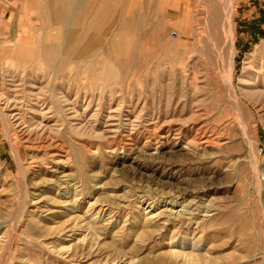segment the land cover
<instances>
[{"label": "rangeland", "instance_id": "1", "mask_svg": "<svg viewBox=\"0 0 264 264\" xmlns=\"http://www.w3.org/2000/svg\"><path fill=\"white\" fill-rule=\"evenodd\" d=\"M217 1L0 0V264H264V0L230 16L247 110ZM174 194L210 212L149 219Z\"/></svg>", "mask_w": 264, "mask_h": 264}, {"label": "bare ground", "instance_id": "2", "mask_svg": "<svg viewBox=\"0 0 264 264\" xmlns=\"http://www.w3.org/2000/svg\"><path fill=\"white\" fill-rule=\"evenodd\" d=\"M209 2V1H208ZM219 4L217 5V12L215 13L216 15V24L218 26V31L222 32V38L225 39V43H223V45L221 44V48H220V51L222 53V51L226 50V53H229V60H228V64H227V68H228V71H227V79H228V82H229V95H230V99H231V104L233 105V108L237 109V110H240L241 108H246V110L248 109L247 105H245L243 102H242V99L238 96L236 90L234 89L233 87V84H232V80H233V72H234V68H233V65H234V60L233 58L235 57V50H234V46H233V37H232V24L230 22V16L232 15V9L234 7V0H227L226 2H224V7L226 8V20L225 21H222V19L220 18L221 17V13H219V11L221 10L220 8V2L219 0L217 1ZM217 4V3H216ZM211 6V5H210ZM197 12V11H196ZM223 12V11H221ZM207 13V12H206ZM219 14V15H218ZM197 15V14H196ZM223 15V14H222ZM190 17V16H189ZM209 17V16H208ZM224 18V16H223ZM207 19V18H206ZM200 20V19H199ZM206 21V20H205ZM221 34V33H219ZM217 37V36H216ZM217 39V38H216ZM223 39V40H224ZM219 41V40H218ZM222 41V39H221ZM221 41H219L221 43ZM218 42V43H219ZM226 44V45H224ZM231 56V57H230ZM228 59V58H227ZM227 59H226V63H227ZM224 62V63H225ZM252 67V66H251ZM254 73V72H253ZM198 75V74H197ZM258 74H252V76L250 75L249 78H246L247 80L245 81H242L244 82L242 86V88H240V93L242 94V97L244 99H246L248 101V103H250L253 108L257 109V110H263V106H264V94L261 92H259V90L257 91V88L258 86H256V82L258 81ZM244 76H242L240 78V80L243 79ZM263 78V77H262ZM3 85V84H2ZM1 85V86H2ZM10 86V85H9ZM13 87V86H12ZM228 95V96H229ZM62 97V96H61ZM29 99V98H28ZM3 102V103H2ZM65 105L63 108H65V113L66 115H74L75 112H74V106L73 104H75L74 102H70L68 100H64L63 102ZM194 103V102H193ZM0 105H2L3 107L1 108L0 106V112H2L5 108L7 109H12V105L13 102L10 101V100H4L3 97L0 95ZM5 107V108H4ZM195 107V106H194ZM192 106V109L194 108ZM18 110V109H17ZM242 110V109H241ZM264 111V110H263ZM77 112V111H76ZM192 114L195 115L197 113V110L196 108H194L192 110ZM17 113V112H16ZM13 114V113H12ZM46 114V113H45ZM64 114V113H63ZM76 115V114H75ZM14 116V114H13ZM19 116V114H18ZM17 116V117H18ZM240 116V115H239ZM11 117V115H10ZM78 117V116H77ZM12 118V117H11ZM14 118V117H13ZM65 118V117H64ZM110 118V117H109ZM67 119V118H66ZM76 119V118H75ZM18 121V120H17ZM67 121V120H66ZM19 122V121H18ZM139 122V121H138ZM133 123V122H132ZM79 125V124H77ZM46 126V125H45ZM76 126V125H75ZM38 128V127H37ZM27 132V131H26ZM212 141V140H211ZM211 141H210V138L208 136V132L205 128L203 127H199L198 129L195 130V133H194V137L193 139L190 141V144H195L200 150L204 151L210 144H211ZM157 146V145H156ZM156 148V147H155ZM158 151V150H157ZM179 151V150H177ZM176 151V152H177ZM66 159V158H65ZM257 160V159H256ZM58 161V160H57ZM60 161V160H59ZM58 161V162H59ZM257 162V161H256ZM256 165V164H255ZM256 169V167H255ZM259 169V168H258ZM257 170V169H256ZM256 172V171H255ZM257 173V172H256ZM262 173V172H261ZM259 175V173H257ZM261 178V176H259ZM257 183V182H256ZM259 183V182H258ZM166 185V184H164ZM166 187V186H165ZM162 190V189H161ZM171 192V191H170ZM161 194H162V191H161ZM176 194H174L173 196H169L170 198V201L167 203L166 206L168 207H171L169 210L168 209H163L157 213H153L152 211H145V213H148L150 214V217L149 219H154L156 220L157 222L161 219V218H170L171 216H174L175 218H178L181 222H184L185 220H191L194 218L195 216V211L198 210V213H202L201 217L202 218H205L207 217L206 215L210 212V209H209V206L208 205H204V206H197V204H195L193 202V200L191 202H188L186 205H183L182 206V209L179 210V211H174L172 209H174L177 205V201H178V198L180 197L179 195L175 196ZM90 206V205H89ZM147 208L151 209L153 207L151 206H147ZM197 213V214H198ZM186 217H190L189 219H186ZM178 220V221H179ZM165 223V222H164ZM186 228V227H185ZM183 231V230H182ZM181 245H185V242L184 241H181L180 243ZM264 254V253H263ZM264 256V255H263Z\"/></svg>", "mask_w": 264, "mask_h": 264}, {"label": "crops", "instance_id": "3", "mask_svg": "<svg viewBox=\"0 0 264 264\" xmlns=\"http://www.w3.org/2000/svg\"><path fill=\"white\" fill-rule=\"evenodd\" d=\"M6 6H7L6 9L11 8V10H10V12L5 10L4 15L8 13L10 17H9V21L5 22V24H3V25H5L6 27L8 26L9 31H18L22 25H20L21 22L17 21V19H18L17 12H15L14 10L16 8L22 9L24 5L22 6V5H20V3H15L14 5L8 4ZM0 22H3V20Z\"/></svg>", "mask_w": 264, "mask_h": 264}]
</instances>
